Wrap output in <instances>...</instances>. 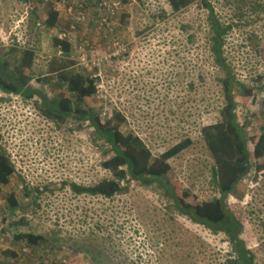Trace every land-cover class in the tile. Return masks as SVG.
Returning a JSON list of instances; mask_svg holds the SVG:
<instances>
[{
  "label": "rangeland",
  "instance_id": "374dc122",
  "mask_svg": "<svg viewBox=\"0 0 264 264\" xmlns=\"http://www.w3.org/2000/svg\"><path fill=\"white\" fill-rule=\"evenodd\" d=\"M76 1L68 0V5L76 8ZM103 1L116 6L110 25H101V0H84L85 22L62 14L47 31L42 23L49 9L45 0H0V57L13 66L20 51L30 47L38 75L46 72L52 57L63 56L52 45L54 35L69 38L73 59L99 67L96 104L101 98L103 112L120 111L126 117L123 131L138 134L154 155L191 138L193 143L168 162L192 202L212 199L218 193L200 129L218 120L222 96L207 61L208 29L200 0L179 12L172 11L168 0ZM211 4L232 26L225 44L232 69L246 83L261 86L255 99L237 110L238 121L248 117V130L259 132L264 126V0ZM124 11L129 16L123 26ZM181 25L187 26L186 34ZM110 27L113 31H107ZM188 34L194 35L192 43ZM10 47L15 50L7 55ZM200 71L204 81L198 80ZM59 89L56 81L44 85L50 99L61 97L53 96ZM40 101L0 90V147L16 169L0 190V264H93L85 249L102 256L103 264H224L229 252L225 236L169 210L168 200L152 189L132 181L128 192L111 198L74 193L71 183L89 186L109 176L100 165L104 150L90 141L88 123L69 119L57 125L38 107ZM245 184L241 200L229 196L226 202L242 224L240 236L256 264H264V171L256 178L250 173ZM10 192L20 205L12 213L7 208ZM21 233L44 235L47 245L37 248L15 240Z\"/></svg>",
  "mask_w": 264,
  "mask_h": 264
},
{
  "label": "trees",
  "instance_id": "16d2710c",
  "mask_svg": "<svg viewBox=\"0 0 264 264\" xmlns=\"http://www.w3.org/2000/svg\"><path fill=\"white\" fill-rule=\"evenodd\" d=\"M45 1L49 9L47 18L42 23L47 31L55 28L62 14L71 16L72 20L79 23L88 19L83 7L84 0L74 2L77 9L72 7V10H68L72 6L68 5V0H58L61 2L60 7H57L55 0ZM191 2L192 0H168L173 12H179ZM200 3L206 12L207 61L210 63L215 87L219 90L218 96H222V103L217 110L218 120L200 129L212 158L210 179L218 193L210 200L192 202L190 191L183 189L174 178L172 167L168 162L170 157L193 143L191 138L186 136L161 154L154 155L138 134L123 131L121 127L126 117L115 109L110 114L103 112L101 109L104 102L101 98H98L99 105L96 104L99 67L92 65L90 61L80 65L76 59H73L70 56L72 41L69 38L54 35L52 45L59 49L63 56L52 57L53 59L47 64L46 72L38 75L34 74L35 52L32 48H23L13 66L8 63V59L1 56L0 90L5 94L24 96L26 100L33 96L40 97L38 107L57 125L69 119L78 125L89 124L90 141L104 150L100 165L109 176L89 186L71 183L70 189L74 193L111 198L116 194L128 192L130 183L135 181L143 188L152 189L164 196L169 202L167 204L169 210H174L189 220L202 224L213 233H222L229 245L224 264H256L255 254L240 236L242 224L228 208L226 200L229 196L241 200L246 192V177L253 173L256 178L264 171V126H260L259 132H250L251 130L248 129L251 122L247 121L248 117L244 118V123H240L237 115L238 108L248 106L261 86H253L237 77L225 53L226 37L232 26L221 20L214 11L211 0H200ZM100 5L104 6L105 12L100 17L103 19V24L108 26L110 22L116 20L114 17L116 6ZM80 13L86 15L84 21L77 19ZM128 16L126 11L122 12L119 20L121 25L127 23ZM112 27L115 28L116 24ZM112 27L107 31H113ZM180 28L186 34L187 26L181 25ZM187 38L190 43L194 41L193 34H188ZM14 50V47H10L6 54ZM127 52L125 50L123 54L126 55ZM197 76L199 81H204V74L201 71ZM262 77H259L260 80ZM32 81L34 85L31 84ZM52 81H56L61 86L59 93L53 95L61 96L59 98H48L44 90V85ZM188 85L193 89L194 82ZM15 174L14 164L0 147V190ZM35 190L39 191L38 188ZM7 203L10 213L20 206L14 192H10L7 196ZM14 239L25 240L26 243L37 248L47 245V238L41 234L21 233L16 234ZM85 250L93 264L104 263L102 256L98 257L89 249ZM8 253L16 256L15 252ZM40 264L46 262L41 260Z\"/></svg>",
  "mask_w": 264,
  "mask_h": 264
},
{
  "label": "built area",
  "instance_id": "2783aa9c",
  "mask_svg": "<svg viewBox=\"0 0 264 264\" xmlns=\"http://www.w3.org/2000/svg\"><path fill=\"white\" fill-rule=\"evenodd\" d=\"M60 1L58 0H55V4L57 5V7H60ZM101 4H105L104 1L101 3ZM68 10H72L71 7L68 8ZM77 19L80 20V21H84L86 19V15L84 13H80L78 16H77ZM103 20V19H102ZM103 23H101L102 25Z\"/></svg>",
  "mask_w": 264,
  "mask_h": 264
}]
</instances>
